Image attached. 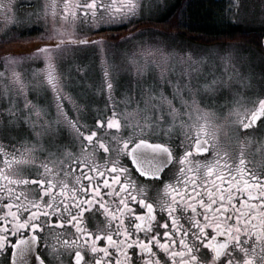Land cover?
<instances>
[{
  "label": "snow or ice",
  "instance_id": "obj_1",
  "mask_svg": "<svg viewBox=\"0 0 264 264\" xmlns=\"http://www.w3.org/2000/svg\"><path fill=\"white\" fill-rule=\"evenodd\" d=\"M242 8L178 40L167 0H0V264H264Z\"/></svg>",
  "mask_w": 264,
  "mask_h": 264
},
{
  "label": "trees",
  "instance_id": "obj_2",
  "mask_svg": "<svg viewBox=\"0 0 264 264\" xmlns=\"http://www.w3.org/2000/svg\"><path fill=\"white\" fill-rule=\"evenodd\" d=\"M222 0H175L168 16L177 13L178 9L184 8L183 24L180 31L186 36L180 37L185 39L190 36H203L205 40H211L221 34V25L217 22L218 14L224 9ZM161 23L160 21L157 22ZM175 32V28L170 29ZM232 31L236 33H245L252 37L251 40L241 39L239 43L246 48L255 49L256 39L264 33V28L244 29L241 26L233 25ZM197 42V41H194Z\"/></svg>",
  "mask_w": 264,
  "mask_h": 264
},
{
  "label": "rangeland",
  "instance_id": "obj_3",
  "mask_svg": "<svg viewBox=\"0 0 264 264\" xmlns=\"http://www.w3.org/2000/svg\"><path fill=\"white\" fill-rule=\"evenodd\" d=\"M175 0H167L170 7L174 3ZM224 4V8H227L229 5V0H222ZM243 8L241 9L244 18L247 19V23H241L239 26L243 27L244 29H257V28H264L260 24V20L262 18V12H264V0H242ZM177 39H182L177 37ZM243 47V46H242ZM246 48V47H244ZM89 57L92 56V53H88ZM99 56V53L96 54ZM121 59V53L117 52L115 54V62L119 63ZM98 62V61H97ZM121 75L126 76L127 74L122 72Z\"/></svg>",
  "mask_w": 264,
  "mask_h": 264
}]
</instances>
